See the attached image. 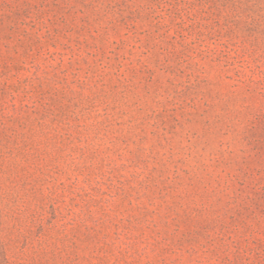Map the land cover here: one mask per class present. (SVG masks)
Returning a JSON list of instances; mask_svg holds the SVG:
<instances>
[{"label": "rangeland", "instance_id": "374dc122", "mask_svg": "<svg viewBox=\"0 0 264 264\" xmlns=\"http://www.w3.org/2000/svg\"><path fill=\"white\" fill-rule=\"evenodd\" d=\"M0 264H264V0H0Z\"/></svg>", "mask_w": 264, "mask_h": 264}]
</instances>
